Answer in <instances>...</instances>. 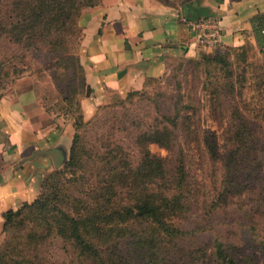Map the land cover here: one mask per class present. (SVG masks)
Instances as JSON below:
<instances>
[{"label":"rangeland","instance_id":"rangeland-1","mask_svg":"<svg viewBox=\"0 0 264 264\" xmlns=\"http://www.w3.org/2000/svg\"><path fill=\"white\" fill-rule=\"evenodd\" d=\"M77 1L0 0V90L31 77L41 102L75 127L67 158L43 176L41 189L52 206L64 195L85 198L107 180L122 206L146 197L128 187L170 188L183 208L168 219L182 230L161 236L123 222L95 255L68 235V223L57 231L58 211L48 204L3 223L0 264H264V21L260 41L242 29L234 44L200 48L85 118L75 52L76 19L88 7ZM156 1L182 13L201 0ZM54 36L63 41L53 46ZM171 178L178 183L169 185ZM62 208L74 214L69 201ZM144 231L153 239L142 247Z\"/></svg>","mask_w":264,"mask_h":264},{"label":"crops","instance_id":"crops-1","mask_svg":"<svg viewBox=\"0 0 264 264\" xmlns=\"http://www.w3.org/2000/svg\"><path fill=\"white\" fill-rule=\"evenodd\" d=\"M183 12L156 0H102L80 13L77 56L85 86L81 109L90 117L112 94H126L159 78L183 57L199 54L190 23L208 17L221 41L234 44L264 0H201ZM185 10V11H184ZM203 49V48H202ZM75 127L46 107L31 77L0 90V234L4 214L32 203L43 176L66 158Z\"/></svg>","mask_w":264,"mask_h":264},{"label":"trees","instance_id":"trees-1","mask_svg":"<svg viewBox=\"0 0 264 264\" xmlns=\"http://www.w3.org/2000/svg\"><path fill=\"white\" fill-rule=\"evenodd\" d=\"M102 0L98 2H92V0H78L76 3L81 6L87 7H94L99 5ZM78 8L76 7V10ZM80 15V13H79ZM77 16V19L79 17ZM208 18V17H203ZM76 19V25H77ZM264 21V12L256 14L254 17L251 18V26L253 31L255 32V38L257 41H260L261 35L259 34L261 26ZM64 28H58L55 32L60 34ZM57 33L55 34V36ZM49 39L50 43L53 46L58 45V43L62 40V37H55ZM80 39V37H79ZM79 39L76 46V51L78 49ZM219 45L213 47L217 48ZM77 65L80 69L81 73V66L79 64L77 52H75ZM82 80V77H81ZM83 82V81H82ZM85 91V86L83 83V90ZM74 138H76V133L74 134ZM73 138V142H74ZM73 147V143L71 148ZM74 158L71 156L69 161L65 164V167L70 166ZM151 161L150 158H146V160L142 162ZM141 168H137L136 171H139ZM135 171V169H133ZM107 180H103L102 183L94 185V190L88 192V196L85 198L82 197H71L65 196L66 198L59 197L58 201L55 202L57 204L51 206V200H49L48 196L44 194L43 190L40 189V192L36 199L32 203H26L18 210H10L4 214V221L3 223L12 221L15 217L22 214V211L25 209H33V211H41L47 207L45 210H51L52 207L58 211L57 221V231L63 235V229L65 224H69L68 235L74 239L79 241V244L86 247L89 252H92L95 255H100L101 246L105 243H109L113 241V234L112 232L115 229H120L123 225L122 223H129L130 225L140 222V225H143L144 230L146 228H151L153 231L158 232L159 235L165 236H174L182 229L180 227L175 226L172 224L168 218L171 217V212L175 211L180 205V208H183L181 205L180 197L181 194L177 192H169L170 188L166 191L162 190L161 192H150L146 190L147 188L144 187L143 189L131 186L128 189H132L131 192L138 193L136 196L144 194L145 199L141 202L138 199H135L132 203L116 206L115 202L112 200V194L114 193L113 186H110V183L106 182ZM178 183L176 178H171L168 181V184L173 186L174 183ZM172 191V190H171ZM64 200L69 201L70 206L74 207V214H67V212L62 208V203ZM50 204L49 206H47ZM143 224H142V223ZM146 225V226H145ZM153 234L146 233L145 231L141 234L137 241L140 242L141 246L144 247L146 245H151ZM90 237H94L97 239V243L90 239ZM157 242V241H156ZM5 254L4 251H0V263L4 262Z\"/></svg>","mask_w":264,"mask_h":264},{"label":"built area","instance_id":"built-area-1","mask_svg":"<svg viewBox=\"0 0 264 264\" xmlns=\"http://www.w3.org/2000/svg\"><path fill=\"white\" fill-rule=\"evenodd\" d=\"M195 32L196 45L201 48H213L221 43V28L209 18L195 19L190 23Z\"/></svg>","mask_w":264,"mask_h":264},{"label":"flooded vegetation","instance_id":"flooded-vegetation-1","mask_svg":"<svg viewBox=\"0 0 264 264\" xmlns=\"http://www.w3.org/2000/svg\"><path fill=\"white\" fill-rule=\"evenodd\" d=\"M189 11H193V13L195 12V10H192V6L191 5H187V6H185Z\"/></svg>","mask_w":264,"mask_h":264},{"label":"water","instance_id":"water-1","mask_svg":"<svg viewBox=\"0 0 264 264\" xmlns=\"http://www.w3.org/2000/svg\"><path fill=\"white\" fill-rule=\"evenodd\" d=\"M192 5L195 7L196 6V3L194 2V3H192ZM185 11V10H184Z\"/></svg>","mask_w":264,"mask_h":264}]
</instances>
